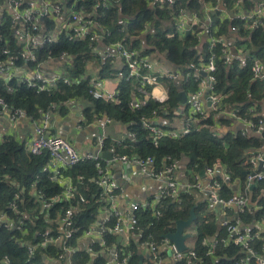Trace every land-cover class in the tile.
Here are the masks:
<instances>
[{
    "label": "built area",
    "instance_id": "built-area-1",
    "mask_svg": "<svg viewBox=\"0 0 264 264\" xmlns=\"http://www.w3.org/2000/svg\"><path fill=\"white\" fill-rule=\"evenodd\" d=\"M98 2L104 6L108 4V0H98ZM147 2L154 9L167 11L170 16L167 25L171 27V30L167 32V38H182L191 33L202 41L199 46L200 51L206 44L208 58L200 65L197 73L183 75L171 67L160 69V62L156 58L142 56L125 40L112 43L106 45L104 58L123 61V68L114 74L117 88L115 90L107 88L103 79L93 80L90 85V95L96 100L114 102L119 95L120 85L123 82H132L136 84L133 88L138 94V98L132 104L133 108L138 104H144L145 98L165 104L169 100V95L163 80L179 82L182 87L178 95H186L184 104L180 102L179 108L181 114L186 115L182 126L168 122L160 123L157 121L156 111L153 112L154 117L142 118L141 128L150 133L155 146H158L163 139H179L187 136L197 126L203 127L199 125L201 121H207L219 115L241 123L243 136L247 133L261 135L264 119L261 118L259 121L253 119L258 116L254 108L250 110V117L242 114L237 108H224L223 97L215 91V73L217 48H219L227 62L238 61L244 64L253 60L251 67L253 79L264 82V61L258 60L251 54L248 44L236 46L242 39L237 25L234 24L240 22L253 31L263 28L264 0H147ZM25 4H28V8L21 9ZM6 12L12 17L13 34L22 47L15 61L23 59L27 64L32 62L35 66L33 68H29L28 65L17 66L11 57L10 50H3L0 54V82L17 79L27 87L35 88L37 93L46 91L60 80L66 85L73 82L64 67L52 76L49 75L48 68L54 62L52 59H48L44 64L38 61L37 51L54 39L43 30L46 18L56 23V27L60 26L61 21L71 41H89L91 45L96 46L100 42L105 43L106 37L110 36L109 33L105 35L101 31L100 24L96 20L88 18L82 11L77 12L60 0H35L31 3H27V0H0V28L4 23L3 18ZM214 16H217L219 22L214 21ZM223 22L231 23L229 35L221 33ZM62 58H66L69 65L73 62L67 53H63ZM185 84L187 88L183 87ZM194 84L196 88L192 89ZM76 102L77 100H71L67 105H73ZM3 113H7L12 122L28 117L24 110L14 108L4 98H0V115ZM49 113L50 111L46 114ZM96 120V142L94 148L85 153L77 150L67 138L54 135L46 137L45 126L37 125L32 141L26 142L27 150L32 155L41 156L49 153L50 162L45 170L49 173L48 179L59 185L58 192L49 196L45 190L39 188V180L33 182L29 191L18 190L9 203L8 210L0 215V224L6 230L14 231L22 226L17 221L20 220L19 216H25V213L20 211V206L26 204L28 199L26 195L33 200L35 209L43 215L47 227L46 230L35 233L34 241L24 244L30 255L33 256L40 249H51L57 251V256L53 259L60 264H76L75 254L78 248V251L90 257L101 256L105 261L104 264H128L133 254L128 248L131 241H136L139 253L144 256V260L147 259L155 264H163L166 253L171 254L170 258L175 264L185 259L198 260L202 263L205 258L199 257L196 251L188 247L187 251L179 252L175 244L165 237L161 242H156L152 238L144 242L139 241L140 237L136 234L140 232L138 216L140 210L152 209L153 216L159 220L162 217V204L166 200L176 201L182 193L192 195L196 190L207 193L209 204L214 210L218 209L222 212L234 210L238 217L254 210V204L250 203L249 191L234 193L231 196L223 194L225 185L230 186L238 182H232L228 175L218 174V171L223 168L219 162L213 167L206 168L204 176L207 182L203 181V177L195 174L194 181L185 182L183 186L176 176L179 163L171 157L166 158V166L160 168L152 156L128 157L112 152V159L107 160L95 154V150L101 153L109 152L105 150L110 139L107 130L113 123V120L108 117ZM137 141L136 133H127L118 139H111V142L123 145ZM2 143L3 136L0 134V146ZM92 163L96 166V176L88 179L85 176H79L74 179L68 174L76 166H88ZM112 163L122 164L126 168L137 167L144 176L161 183L160 191L144 204L127 201L126 205L122 206L125 201V188L110 174ZM245 164L254 169V172L246 179L248 189L264 180L262 170L264 149L247 158ZM260 166L261 169H259ZM88 184L98 188L99 192L92 198H98L97 203L101 207L94 220L85 226L79 223L78 215L86 211L90 202L80 191L81 187L90 191ZM238 186L242 189L239 183ZM260 222L261 224L257 227L247 225L240 219L236 221L225 219L221 222L220 227L228 234V242L241 247L246 254L236 264H264V254H258L254 248V243L264 234V214ZM22 234L28 236L29 232L24 229ZM108 236H114L116 239L122 236L123 239L120 244L116 241L115 244L109 245L106 241ZM204 244L210 248L206 257L213 256L218 241L206 238ZM0 264H13V262L8 255H4L0 256Z\"/></svg>",
    "mask_w": 264,
    "mask_h": 264
},
{
    "label": "trees",
    "instance_id": "trees-1",
    "mask_svg": "<svg viewBox=\"0 0 264 264\" xmlns=\"http://www.w3.org/2000/svg\"><path fill=\"white\" fill-rule=\"evenodd\" d=\"M33 1L35 0H27V3ZM60 1H65L66 5L72 6L77 12L82 11L88 18L96 20L100 24L101 31L105 35L110 34L105 39L106 45L125 40L142 56L151 57L153 54L164 56L170 67L183 75L197 73L200 65L208 58L206 44L203 47L204 51H200L199 46L202 41L191 33L182 38H167L166 34L171 30V27L167 25L170 16L167 11L152 8L147 0H108L107 6L100 4L98 0ZM25 8H28V4L21 9ZM4 16V23L0 28V54L3 50H10L11 57L17 66L28 65L29 68H33L35 64L32 62L27 64L23 59L15 61L22 47L14 37L11 15L6 12ZM214 21L219 22L217 16H214ZM230 24L229 22L221 23L222 34L229 35ZM234 24L237 25L239 36L242 39L236 46L248 44L251 54L264 61V27L253 31L240 22ZM43 27L47 31H53L55 28L53 21L48 18L44 20ZM63 53L71 57L73 60L71 65L67 63L66 58H62ZM37 57L38 61L43 64L48 59L60 60L73 81L72 84L66 85L60 80L46 91L37 93L35 88H29L17 79L1 81L0 98H4L10 106L24 110L28 117L37 121L49 111H61L65 114L66 105L71 100H85L92 104L84 112L87 123L108 117L125 125L129 134H137V142H128L125 145L112 143L109 139L105 150H112L120 156L139 158L152 156L160 168L166 166L165 159L168 157L179 163L186 161L187 177L190 183L194 181L195 174L202 177V171L219 162L232 182L237 181L241 185L242 192H251L253 200L260 197L262 206L260 216L263 214L264 180L247 189L246 179L254 172V169L245 162L247 158L264 149V126L261 135L247 133L243 136L242 130H231L224 134L216 129V124L222 123L230 127V120L224 117L220 119L214 117L201 121L199 125L203 127L197 126L187 136L179 139H163L158 146H155L150 133L141 128L142 118L154 117V111L157 112V118L163 119H171L176 113L181 114L178 93L182 86L179 82L163 80L169 95V100L165 104L145 98L144 104H138L133 108L132 104L138 98V94L133 88L136 84L132 82H123L120 85L119 95L114 102L96 100L90 95L89 90L93 80L108 78L117 70L113 71L109 60L95 59V45H91L89 41H71L67 33H62L38 50ZM94 60L98 61L97 72L91 69ZM252 62L253 60L244 64L238 61L227 62L220 49L217 48L215 91L223 97L224 108H237L249 117L251 116L250 110L254 108L258 116L253 119L259 121L261 118L264 119V82L253 79ZM187 84L183 87L187 88ZM195 88L194 84L192 89ZM26 144L25 141L21 142L13 135L3 137V143L0 146V215L8 210L9 203L18 190L29 191L32 183L37 180H39V188L45 190L49 196L56 194L59 190V185L48 179L49 173L45 170L50 162L49 153L41 156L32 155L28 152ZM262 170L264 171V166ZM68 174L74 179L79 176H85L88 179L96 176L97 170L95 164L92 163L88 166H76ZM88 186L90 191L85 190L84 187H81L80 191L90 202L86 211L78 215L79 223L85 226L94 220L101 207L97 203L98 198H92L99 192L98 188L93 184H88ZM223 194L231 196L233 189L225 185ZM26 197L28 198L26 204L20 206V211L24 212L25 216H19L20 220L17 221L22 226L9 231L0 224V256L8 255L13 264H60L53 259L57 256L56 250L40 249L32 256L24 246L34 241L35 233L46 230L47 227L43 215L35 209L33 200L28 195ZM192 208H195L196 219L186 230L191 235L188 239L189 246L190 250L196 251L198 256L204 257L205 260L201 263L198 260L185 259L177 264H236L241 257L246 256L241 247L228 242L229 237L226 230L220 227L216 220V213L209 210L208 203L196 204L193 194L186 193H182L176 201L166 200L162 204V217L159 220L153 216L152 209L142 208L140 210L138 213L140 232L136 234L140 237L139 241L144 242L152 238L156 242H161L164 235L176 232L177 221L189 219ZM250 215V212L246 213L241 216V220L246 221ZM250 221L251 219H248V222ZM24 229L29 232L28 236L22 234ZM206 238L218 241L216 250L210 257H206L210 249L204 244ZM106 241L109 245H113L117 239L114 236H108ZM263 246L264 234L254 243L255 251L258 254H264ZM128 249L133 253L128 264H140L141 255L138 243L131 241ZM168 255V253L164 254L165 260L170 258ZM50 257L52 259H49ZM75 258L76 264L105 263L101 256L94 258L81 251L76 252ZM143 264L155 263L145 259Z\"/></svg>",
    "mask_w": 264,
    "mask_h": 264
},
{
    "label": "crops",
    "instance_id": "crops-1",
    "mask_svg": "<svg viewBox=\"0 0 264 264\" xmlns=\"http://www.w3.org/2000/svg\"><path fill=\"white\" fill-rule=\"evenodd\" d=\"M62 2L66 4L65 1ZM59 23H60L59 27H56L57 24L54 23L55 28L53 29V31H47L43 27L44 32H48L54 38H56V36L59 34L66 33V31H64L63 29L62 22L60 21ZM104 44L105 43L100 42L95 46V59H105L104 51L107 48V46L106 44L105 45ZM151 57L156 58L160 62L159 64L160 69H167L170 67L169 64L166 62L164 56L160 54H153ZM109 61L112 64L113 71L116 70L118 71L122 69L124 66L123 61L120 59L109 60ZM98 67H99L98 61L94 60L91 65V69L97 72ZM62 68L63 65L60 60L54 61L52 65H50L48 68L49 75L52 76V74L57 73ZM103 80L107 88L111 90H115L117 88V82L114 78V74ZM66 106H67L66 107L67 111L65 114H63L61 111L50 112L48 115L46 114L47 116L42 115V117L37 121L32 120L31 117H24L17 122H12L9 118V115L7 113H3L0 115V134L3 137L6 135H13L21 142L25 141L30 143L33 139L37 125L45 126L46 135H54L58 137L67 138L77 150L83 153L88 152L89 150L94 148L96 142V135H97V126H96L97 120L95 119L91 123H87L84 115L85 110L88 109L90 106H92V104H89L85 100H77L75 104L73 105L68 104ZM222 117L223 116L219 115L216 118L220 119ZM157 119H158L157 121H159L160 123L168 122L171 124L182 126L183 123L185 122L186 115L183 113L179 115H174L171 119H163V118H157ZM230 123H231L230 127L226 125L224 126L222 123H217L216 129L220 133L226 134L228 131L231 130L238 131V130H242L243 128V125L241 123H237L232 120H230ZM107 133L111 140V139H118L123 134H127L128 132H127V127L125 125L113 121V123L108 127ZM109 152H114V151L111 150ZM186 163H187L186 161H182L181 163H179V170L176 174L178 181L183 186L185 182H189L187 177L188 171H187ZM110 174L118 183H120L125 188V193H124L125 201L123 202L122 206H125L127 201L144 204L147 201H149L153 197V195L158 193L161 188L160 182L154 179L147 178L140 172V170L137 167L126 168L122 164L112 163L110 165ZM218 174L221 176L226 175L225 169L222 168L221 170H219ZM202 179L204 182L208 181L205 176ZM229 187L233 189V194L242 192V189L239 188L238 183H235L234 185H230ZM248 195L249 198L251 199L250 203H252V205L254 204V210L250 212L251 213L250 218H247L246 221L243 220V222L249 223L247 225L250 226L255 225V227H257L258 224H261L260 220L262 218V215L264 214L263 212V214H261L260 216V212L262 210V206L260 205V197H258L257 200H253L251 196V192L248 193ZM193 198L196 204L197 203L200 204L204 202L208 203L209 210L213 213H216L217 216L216 220L219 225L225 219L231 221L242 219L241 217H238L237 213L234 210L232 211L229 210L226 212H222L221 210L218 209L214 210L209 204L207 193L205 191L196 190L193 194ZM248 219H251V221L248 222ZM186 244L190 248L189 241H187ZM165 263L174 264L171 258L166 259Z\"/></svg>",
    "mask_w": 264,
    "mask_h": 264
},
{
    "label": "water",
    "instance_id": "water-1",
    "mask_svg": "<svg viewBox=\"0 0 264 264\" xmlns=\"http://www.w3.org/2000/svg\"><path fill=\"white\" fill-rule=\"evenodd\" d=\"M178 98H179L181 104H184V102L186 100V95L180 94V95H178ZM48 136L49 135H46V137H48ZM95 154L100 155L107 160H111L113 157L112 152L101 153L100 151L95 150ZM259 169H261V166L259 167ZM201 175H202V177H204L205 171H202ZM195 219H196L195 208H192V210L190 212L189 219L177 221L176 222V232L175 233H169L167 235H164L163 237H165L166 239H169L172 243H174L179 252L187 251L188 246L186 243H187L188 239H190L191 235L186 233V230L191 227V225L193 224ZM122 239H123L122 236H118L117 243L120 244ZM77 251H78V248H77ZM143 261H144V256H141V263L140 264H143Z\"/></svg>",
    "mask_w": 264,
    "mask_h": 264
}]
</instances>
